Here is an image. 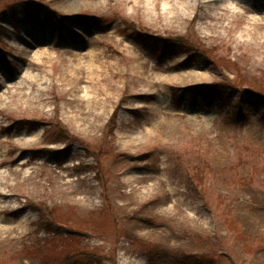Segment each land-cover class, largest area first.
Returning <instances> with one entry per match:
<instances>
[{
    "label": "rangeland",
    "instance_id": "obj_1",
    "mask_svg": "<svg viewBox=\"0 0 264 264\" xmlns=\"http://www.w3.org/2000/svg\"><path fill=\"white\" fill-rule=\"evenodd\" d=\"M251 80L264 0H0V264H264V123L196 87Z\"/></svg>",
    "mask_w": 264,
    "mask_h": 264
},
{
    "label": "trees",
    "instance_id": "obj_2",
    "mask_svg": "<svg viewBox=\"0 0 264 264\" xmlns=\"http://www.w3.org/2000/svg\"><path fill=\"white\" fill-rule=\"evenodd\" d=\"M138 34L142 36L143 41L144 38H149L152 45L160 46L163 42L167 43L172 52L192 51L190 47L193 43H190L184 36L153 37L145 32H138ZM195 53L197 52L195 51ZM210 58L208 52L202 49V52L199 54L200 62L209 63ZM250 82L251 85H248V87L232 82H206L196 87L200 89V95L206 101L207 106H214L219 111L226 113V121L236 124L243 123L249 119V114L257 113L260 115L259 122L264 123V88L258 86L256 80H251ZM109 122L112 123L113 118H110ZM186 172V177L194 191H199L198 187L202 185V179L200 178L202 169L196 168L186 170ZM155 248L156 245H153L151 250H146L150 264L155 263L153 252ZM174 255L176 254L174 253ZM179 259L187 264H211L202 254H185L181 258L179 257Z\"/></svg>",
    "mask_w": 264,
    "mask_h": 264
},
{
    "label": "bare ground",
    "instance_id": "obj_3",
    "mask_svg": "<svg viewBox=\"0 0 264 264\" xmlns=\"http://www.w3.org/2000/svg\"><path fill=\"white\" fill-rule=\"evenodd\" d=\"M42 53H46L47 49H42ZM81 54L76 55L70 62H69V68H70V73L72 77L75 79L77 82H83L85 84L89 83H94L98 82L101 78V73H102V63L98 62L97 64L87 62L83 63V58ZM95 59V58H94ZM28 80L31 82L34 79L31 77H27ZM12 174L17 175L18 172L14 171ZM6 194V192H4ZM21 224L17 225L16 227L19 228Z\"/></svg>",
    "mask_w": 264,
    "mask_h": 264
}]
</instances>
